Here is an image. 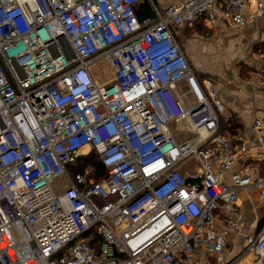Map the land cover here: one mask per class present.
Listing matches in <instances>:
<instances>
[{
    "label": "built area",
    "instance_id": "2783aa9c",
    "mask_svg": "<svg viewBox=\"0 0 264 264\" xmlns=\"http://www.w3.org/2000/svg\"><path fill=\"white\" fill-rule=\"evenodd\" d=\"M158 4L0 0V264H264V226L224 259L239 194L264 203V118L256 163L233 171L246 141L221 133L223 106L177 40L196 25L243 28L264 0ZM100 59L108 84L92 72ZM91 152L99 181L77 166Z\"/></svg>",
    "mask_w": 264,
    "mask_h": 264
},
{
    "label": "crops",
    "instance_id": "0c3cea01",
    "mask_svg": "<svg viewBox=\"0 0 264 264\" xmlns=\"http://www.w3.org/2000/svg\"><path fill=\"white\" fill-rule=\"evenodd\" d=\"M194 28L192 31L179 32L177 40L195 73L211 83L216 98L223 106L226 118H222L225 119V125H229L223 134L235 141V144V138L238 136L246 141L248 156L237 161L233 168V171H237L244 162L256 163L252 125L255 117L264 118V90L254 85L256 78H264V59L260 61L257 56L261 52L258 47L264 46V18L249 21L243 28L224 24H217L213 30H208L202 25H196ZM227 36L232 39L231 47L222 45ZM198 57L206 63H212L209 72L196 60ZM222 67L228 71L222 70L218 73V69ZM183 86L181 84L179 88ZM235 218L241 228L238 232H228V248L224 253L226 261L241 253L245 236L256 235L264 226V203L257 201L256 192L248 190L239 194ZM240 261L242 264H254L255 256L249 253Z\"/></svg>",
    "mask_w": 264,
    "mask_h": 264
},
{
    "label": "rangeland",
    "instance_id": "374dc122",
    "mask_svg": "<svg viewBox=\"0 0 264 264\" xmlns=\"http://www.w3.org/2000/svg\"><path fill=\"white\" fill-rule=\"evenodd\" d=\"M157 2L161 5H163L164 3H166V0H157ZM158 4V6L160 7V5ZM149 8L146 4H140L138 6H136L135 8V13L139 16L140 13H142L143 11H147ZM229 30V29H227ZM185 32V30H184ZM187 33V32H186ZM182 35V34H181ZM184 35V34H183ZM182 35V36H183ZM226 41H223V44L225 47H227L228 45H232L231 41V37L230 36H227L226 38ZM234 48V47H233ZM197 61H199L201 63L202 66H204L208 72L209 70H211L212 68H210L209 66L212 64L211 62H205L202 58L198 57L196 59ZM219 64H220V60H219ZM192 67V66H191ZM222 70H225L226 72L228 71L227 68L225 67H222V69H218V73L221 72ZM92 72H93V75L95 76L96 80L98 81L99 84H108L111 82L112 80V76H111V72H110V69H109V65L108 63L106 62V60L104 59H100L92 68ZM197 75V74H196ZM198 79L201 81L203 79V77L201 76H198ZM206 79V78H205ZM179 93H185L186 92V88L181 87L178 89ZM192 101V98L191 96H186L183 100V102L185 103H190ZM222 117H225V111H223ZM170 129L172 131V133L176 136H181V140H186V139H190V136H188V133H187V130H183L182 127H177L175 125H171L170 126ZM237 264V263H236ZM238 264H242L241 261L238 262Z\"/></svg>",
    "mask_w": 264,
    "mask_h": 264
},
{
    "label": "trees",
    "instance_id": "16d2710c",
    "mask_svg": "<svg viewBox=\"0 0 264 264\" xmlns=\"http://www.w3.org/2000/svg\"><path fill=\"white\" fill-rule=\"evenodd\" d=\"M192 30H195V28ZM192 30H190V31H192ZM254 49L256 50L257 47H255ZM258 50H260L261 53L264 54V46L258 47ZM228 127H229V125H227V124L225 125L224 120L221 119L220 129H221L222 134H223L224 130ZM77 166H78V168L80 167L81 169H83L87 166L91 167V169H92L91 177L94 179V181H99L103 177V175L105 174L104 168L102 167L101 163L99 162V160H98V158L94 152L89 153L87 156L80 157L77 161ZM91 245H95V243L92 242Z\"/></svg>",
    "mask_w": 264,
    "mask_h": 264
},
{
    "label": "water",
    "instance_id": "95a60500",
    "mask_svg": "<svg viewBox=\"0 0 264 264\" xmlns=\"http://www.w3.org/2000/svg\"><path fill=\"white\" fill-rule=\"evenodd\" d=\"M145 17H141V18H139V21H141L142 19H144Z\"/></svg>",
    "mask_w": 264,
    "mask_h": 264
}]
</instances>
